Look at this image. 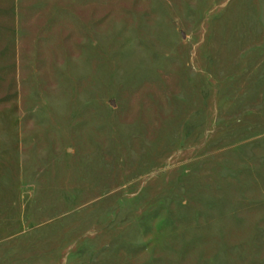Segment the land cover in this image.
Masks as SVG:
<instances>
[{
  "label": "rangeland",
  "instance_id": "1",
  "mask_svg": "<svg viewBox=\"0 0 264 264\" xmlns=\"http://www.w3.org/2000/svg\"><path fill=\"white\" fill-rule=\"evenodd\" d=\"M0 264H264V0H0Z\"/></svg>",
  "mask_w": 264,
  "mask_h": 264
}]
</instances>
